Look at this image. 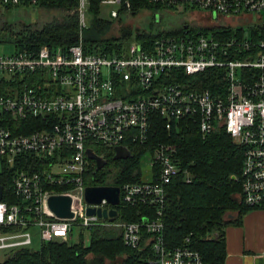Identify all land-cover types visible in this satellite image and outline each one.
Listing matches in <instances>:
<instances>
[{"label":"built area","instance_id":"obj_1","mask_svg":"<svg viewBox=\"0 0 264 264\" xmlns=\"http://www.w3.org/2000/svg\"><path fill=\"white\" fill-rule=\"evenodd\" d=\"M39 1L0 0V5ZM150 1L162 4L157 11L187 10L197 23H183L177 33H161L149 51L134 41L121 54L85 51L82 29L88 26L89 0H77V42L66 48L43 44L37 50L0 53V83H5L7 91H0L1 162L12 165L25 153L45 159L32 169L16 168L6 198L1 183L3 253L31 246L34 237L40 244L72 240L74 229L78 238V230L117 224L124 242L131 246L139 245L142 228L150 231L153 256L149 264H206L198 248L164 243L158 215L127 220L116 219L117 213L99 215L86 210L88 204L108 209L118 203L106 197L98 202L85 200L83 177L94 164L86 147L92 142L115 147L126 145V140L144 141L149 117L155 113L164 117L167 127L183 116L198 117L205 132L223 125L243 146L239 174L243 201L264 209V0ZM98 2L100 8L115 5L109 10L111 17L120 9H131L130 0ZM181 4L186 6L176 8ZM210 66L222 68L224 83L217 91L167 81L172 70L191 74ZM7 113L17 120L32 115L40 124L15 131L2 123ZM174 152L173 144L159 142L148 160L150 176L119 185V201L156 203L160 214L165 184L181 169ZM152 165L156 166L154 174ZM52 193L70 195L71 215H58L49 207Z\"/></svg>","mask_w":264,"mask_h":264},{"label":"trees","instance_id":"obj_2","mask_svg":"<svg viewBox=\"0 0 264 264\" xmlns=\"http://www.w3.org/2000/svg\"><path fill=\"white\" fill-rule=\"evenodd\" d=\"M38 4L40 10H56L58 14L33 25L12 21L0 10V42L11 43L17 51L37 50L43 44L66 48L78 41L77 0H41ZM130 4V11L120 9L116 17H106L101 13L98 0H89L88 26L82 29L85 51L99 49L121 54L131 41L149 51L156 36L177 33L181 30L179 27L186 24L184 21L178 26L157 31L147 29L135 22V16L145 13L155 16L162 4L150 0H130ZM3 7L10 9L12 6ZM113 25L115 32L111 31ZM223 77L221 67L210 66L191 74L172 70L167 81H179L186 88L209 87L217 91L218 85L224 83ZM4 84L0 83V91L7 93ZM5 118L2 123L11 125L15 131H28L40 124L39 118L32 115L17 120L7 113ZM197 118L183 116L179 122L167 127L164 117L152 114L146 139L126 140L130 151L127 156H114V146L90 143L94 150L102 152L105 162L96 167L93 159L94 164L83 179L85 183L119 185L124 181H138L143 177L142 155L145 152L151 154L159 142H170L175 146L173 157L178 159L181 169L165 184L160 214L156 213V203L120 200L115 218L134 220L143 215H158L167 246L188 244L199 249L206 264L223 263L226 256L224 226L239 223L242 215L252 207L243 201L239 181L243 146L233 140L223 125H215L208 132L202 131ZM44 162L45 159H34L28 153L18 156L12 165L2 159L0 183L4 187L3 198H6L16 168L32 169ZM152 167L154 174L156 166ZM141 232L139 245L131 246L124 242L120 225H92L88 228L86 240L80 232L75 240L42 241L37 248L20 246L4 252L0 264H149L153 256L150 231L142 228Z\"/></svg>","mask_w":264,"mask_h":264},{"label":"rangeland","instance_id":"obj_3","mask_svg":"<svg viewBox=\"0 0 264 264\" xmlns=\"http://www.w3.org/2000/svg\"><path fill=\"white\" fill-rule=\"evenodd\" d=\"M186 5L181 4L177 5L176 8L181 9ZM111 7H115V5L111 4H103L101 6V13L106 17H111L109 14V10ZM0 10L3 15L7 16L8 19L15 22H23V23H32L33 25H39L45 19L50 18L53 14H58L56 10H40L39 4H28V5H17L12 6L10 9H5L3 6L0 7ZM159 13L155 16H152L149 13H145L142 15L135 16V22L140 24L147 29L157 31L160 29L171 28L172 26H178L182 22H189L192 24H196L197 22L193 19H190L189 12L187 10H174L172 11H163L159 10ZM2 18V17H1ZM111 31L115 32V28ZM14 46L9 42H0V53L1 54H10L14 51ZM149 152H145L141 157V169L142 175L144 178H148L150 176V167H149ZM80 232L83 233V237L87 238L88 236V228H84L83 230H78V234ZM72 240L77 239V229H74ZM40 246V241L37 237L33 238V242L31 247L37 248ZM4 256L3 252L0 251V259Z\"/></svg>","mask_w":264,"mask_h":264},{"label":"crops","instance_id":"obj_4","mask_svg":"<svg viewBox=\"0 0 264 264\" xmlns=\"http://www.w3.org/2000/svg\"><path fill=\"white\" fill-rule=\"evenodd\" d=\"M224 233L225 260L216 264H264L263 208L251 207L239 223L226 224Z\"/></svg>","mask_w":264,"mask_h":264},{"label":"water","instance_id":"obj_5","mask_svg":"<svg viewBox=\"0 0 264 264\" xmlns=\"http://www.w3.org/2000/svg\"><path fill=\"white\" fill-rule=\"evenodd\" d=\"M85 152L88 156L95 160L96 167L101 166L105 162L102 154L95 152L91 147H86ZM130 154L126 145H116L114 156H127ZM2 170V162L0 159V172ZM2 193V184L0 183V197ZM102 197H106L107 200L117 203L119 202V184L116 183H87L84 186V198L87 202H98ZM71 197L67 193H52L48 197L49 207L58 215H71L70 210ZM87 212H96L97 214L106 215L107 213L114 216L117 213V208L111 206L108 209L95 207L88 204L86 207Z\"/></svg>","mask_w":264,"mask_h":264}]
</instances>
